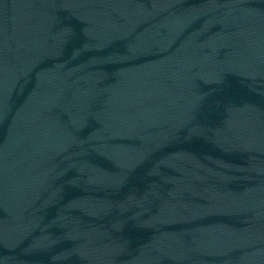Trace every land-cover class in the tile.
I'll return each mask as SVG.
<instances>
[{"label":"water","instance_id":"95a60500","mask_svg":"<svg viewBox=\"0 0 264 264\" xmlns=\"http://www.w3.org/2000/svg\"><path fill=\"white\" fill-rule=\"evenodd\" d=\"M0 264H264V0H0Z\"/></svg>","mask_w":264,"mask_h":264}]
</instances>
